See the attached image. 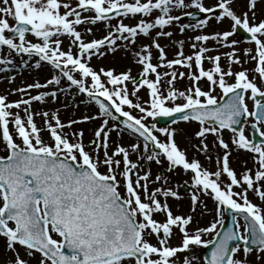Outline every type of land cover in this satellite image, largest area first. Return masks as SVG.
Returning a JSON list of instances; mask_svg holds the SVG:
<instances>
[{"label":"snow or ice","instance_id":"6c2138e0","mask_svg":"<svg viewBox=\"0 0 264 264\" xmlns=\"http://www.w3.org/2000/svg\"><path fill=\"white\" fill-rule=\"evenodd\" d=\"M258 5L264 0H247L242 12L239 0H0L3 78L12 84L11 73L47 69L43 80L0 94V264H248L252 253L264 260V139L246 135L250 127L264 138ZM177 33L187 35L190 54ZM118 53L138 67L135 75L131 66H92ZM185 79L189 86L178 89ZM61 97L65 109L93 111L61 120L48 107ZM94 122L85 143L76 126ZM180 123L198 126L191 159L176 142ZM240 152L251 167L245 160L237 172L231 163ZM182 201L188 212L175 214ZM198 210L212 215L206 226ZM201 248H210L202 262L193 254Z\"/></svg>","mask_w":264,"mask_h":264},{"label":"rangeland","instance_id":"374dc122","mask_svg":"<svg viewBox=\"0 0 264 264\" xmlns=\"http://www.w3.org/2000/svg\"><path fill=\"white\" fill-rule=\"evenodd\" d=\"M214 2H215V0H206V3H208V4H212ZM246 2H247V0H239V7L237 8L238 12H242V11L246 10ZM262 12H264V5H258V8H257V21H259V19H261V18H264V15H262ZM124 22L125 23H135V21H132V20H125ZM184 22L187 23L186 21H184ZM10 23H11V21H10ZM113 23H115V21H113ZM223 27L226 28L227 24H225ZM208 31H211V29H209ZM94 32H95V35H96L97 38H99L103 34L100 31H95V29H94ZM91 38L92 37H85V39H91ZM234 38L243 41L242 38L237 37L236 35H235ZM29 39H32V37L29 36ZM180 39H183V40L186 41L185 46H184L185 55L190 54L191 50L189 49L188 44H187V39H188L187 35L180 36L177 33L173 37V40H180ZM160 43L162 45H166V44H169L170 42L166 41L164 39H161ZM67 44H68V41L65 40L64 41V46H67ZM240 47L241 48H246V47H250V45L241 43ZM166 51H167V54H168V58L172 59L173 55H174V48L173 47H167ZM155 54L156 53H155V50H154L153 51V55L155 56ZM153 62L155 63V60ZM221 64H222V66L224 65V61L223 60L221 61ZM92 66L97 68V69L100 68V67H103L105 69H107V68H115L117 72L124 71V70L127 69V67L131 66L132 69H133V74L134 75L139 70L137 66L131 64L130 59L124 58L122 53H118L116 55V57L108 56V57L102 58L100 60L93 59ZM204 67L207 70L208 68H210V65L207 62H205ZM244 67L245 68H251V67H253V65L252 64H246V65H244ZM180 70L181 71H185L184 69H180ZM239 70H241V69L238 66H235V65L233 66V71H239ZM46 74H47V69L41 70L39 73H37L35 71H32L31 73H29L27 70H25L22 75L17 74V73H11V75H15L16 76L15 82L12 83L13 84L12 89H14V88H16L18 86H21L22 83H31L32 80L34 78H36L37 76H39L41 78V80H43V77ZM4 75H5L4 73H0V94H5L8 91V84H7L8 82H7V80H5L3 78ZM188 86H189V81L187 79H185L183 82H178L177 85H176V87L178 89H181V90H183L184 88H186ZM202 87H204V90H206V86H202ZM144 92L145 91H141L140 92V96L143 99H147ZM33 94H35V93H33ZM18 98L19 97L17 95H9L8 96V100L9 101L16 100ZM64 102H65L64 101V97H61V102L60 103H58L56 105H51V104L48 105V107H51L53 110L59 109L60 110L59 111L60 118H61V120H64V121H66L69 118H77L85 111H93L92 109H86L83 105H81L79 109H73L70 106H69V108L65 109L63 107V103ZM67 102L69 104L71 103V98L70 97L68 98ZM38 107L39 106L37 104H35V103L33 104V108L34 109H36ZM21 115H23V113H21ZM37 123L39 124L40 121L37 120ZM96 123H98V122H94L92 124H84V125H77L76 126L77 128H83L84 129V141H85V143H87L89 138L91 137V131L90 130L93 127H95ZM163 127H165V126H163ZM175 127H177L180 130L179 133L176 136V142L181 147V149H185V148L189 149L188 156H189V159H191L192 156H193L194 150L190 149L189 141H191V143H196L197 142L195 140V138H194L193 133H194L195 130H197L198 126L196 124L180 123V124L176 125ZM228 137H229V135L228 136H224V139L227 141ZM130 139L131 138L126 136V139H124V141H122V143L126 144V143L129 142ZM212 141H213V138L211 136H209L208 137V142L210 143V145L212 144ZM4 154L5 153L3 152L2 146H0V156H2ZM238 156H239V154H238ZM196 158L199 159L202 164L205 163V160H204L203 156H201L199 154H196ZM245 160H246V157H244L243 161H245ZM205 166H207V165H205ZM231 166L234 169H236L237 172H240V171L243 170V163L241 161L240 162L237 161V163L235 165L234 161L232 160ZM174 179L179 182V181H182L183 179H187V177L177 176ZM181 194H183V193L181 192ZM208 210L211 211V205H208ZM173 211H174L175 214H184V213L188 212L187 202L186 201H182L180 203V205H179V210L177 211L176 208H173ZM200 216H201L200 215V211L198 210L197 213H196V218H197V220L199 222V225L201 227L206 226L207 223L209 221H211V219H212V216L210 218H207V219L204 218V221L202 222V220L200 219ZM206 216H209V215H206ZM179 239H180L179 235L175 236L173 238V240H172V243L173 244H177L179 242ZM1 251H2V249H0V252ZM201 251H202V248L201 249H194L193 250V254L195 256L199 257L201 262H202L203 258H202V255H201ZM248 264H264V260H257L255 253H252V254H250L248 256Z\"/></svg>","mask_w":264,"mask_h":264},{"label":"bare ground","instance_id":"6f19581e","mask_svg":"<svg viewBox=\"0 0 264 264\" xmlns=\"http://www.w3.org/2000/svg\"><path fill=\"white\" fill-rule=\"evenodd\" d=\"M8 84V90L9 89H12V87H13V84H9V83H7ZM113 138L115 139V135L113 134ZM125 139H126V137H125ZM124 141V140H123ZM133 159H135V157H133ZM2 252V251H1Z\"/></svg>","mask_w":264,"mask_h":264}]
</instances>
